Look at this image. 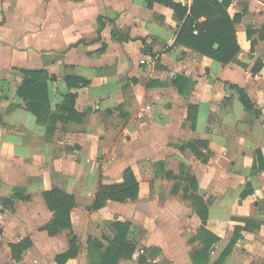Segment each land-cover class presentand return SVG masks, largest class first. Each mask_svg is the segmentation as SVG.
I'll return each mask as SVG.
<instances>
[{
	"label": "crops",
	"instance_id": "crops-1",
	"mask_svg": "<svg viewBox=\"0 0 264 264\" xmlns=\"http://www.w3.org/2000/svg\"><path fill=\"white\" fill-rule=\"evenodd\" d=\"M227 12L240 17V51L223 65L176 44L182 22L158 2L0 0V264H57L72 237L78 254L65 264H88V240L105 245L115 219L130 223L138 245L136 257L118 264H139L138 256L194 264L208 236L191 201L181 189L173 193L185 176L209 201L203 228L218 239L198 264H216L236 231L222 264H264V0H231ZM31 72H44L27 77L47 86L48 113L63 119L49 135L17 95ZM70 95L79 123L64 110ZM189 142L206 143L199 152L207 161ZM144 162L162 163L174 179L143 182ZM127 168L140 184L138 199L90 210L100 186L121 183ZM54 173L65 176L76 206L71 230L49 236L42 228L52 212L42 194ZM16 191L28 199H14ZM25 239L30 247L13 255L11 246ZM149 248L160 253L151 258Z\"/></svg>",
	"mask_w": 264,
	"mask_h": 264
},
{
	"label": "trees",
	"instance_id": "trees-1",
	"mask_svg": "<svg viewBox=\"0 0 264 264\" xmlns=\"http://www.w3.org/2000/svg\"><path fill=\"white\" fill-rule=\"evenodd\" d=\"M158 2L166 7H169L174 12V17L178 22H182L179 32L176 36L175 43L186 46L202 56L210 58L223 65L234 61L240 51V47L236 37L235 25L239 22L240 17L234 16L231 18L227 12V8L231 0H193L188 7L181 3H174L171 0H149ZM203 18L202 22L199 20ZM196 32V34H194ZM249 35V34H248ZM217 46L215 49L214 46ZM38 76L44 72L25 73L26 78L22 81L17 89V95L26 101V108L36 118L38 123L47 127L48 135L54 131V126L57 121L63 120L60 117L51 116L48 113L46 105L48 103L47 86L44 83L36 82L33 78H28L27 75ZM68 86L78 88L86 86V81L78 79H66ZM240 101L247 112L253 113V105L244 94L238 90ZM74 95L68 96V106H64V110L68 111V117L71 120L79 123L82 116L76 114L70 106H72ZM186 148L190 149L199 157H203L202 161H207L199 151L200 148L206 147L204 142H189L185 144ZM202 155V156H201ZM140 175L143 182L151 183L156 179H174L171 173L165 172L162 163L152 164L144 162L139 166ZM65 176L58 173L53 175L52 189L42 194V198L52 212V219L44 225L42 231L49 236H55L62 230H71L70 213L76 206L74 196L66 193ZM185 183L182 185L178 182L173 193H177L180 189L183 192V197L191 201L193 212L200 219L202 227L200 234L204 233L208 236L202 241V248L194 254V264H198L197 260L204 259L207 261V251L210 245L217 242L218 239L205 231L203 225L207 217V206L209 201H204L197 194V182L193 176H185ZM140 184L134 175V172L127 168L122 176V182L110 185H101L90 210L97 211L106 206L107 202L127 203L138 199ZM16 191L14 199L27 200L28 198ZM21 192V191H20ZM3 204L8 207H13L11 199L4 200ZM246 228L252 224L249 221L244 222ZM111 226L115 231V235L111 238H105L106 244H102L95 239L88 240L87 257L88 264H118L122 260H132L137 256V242L130 236V223L115 219L111 222ZM1 234V231H0ZM238 232L234 234L228 246L220 255L216 264L222 262L230 255L234 244L237 242ZM30 247L28 239L12 245V254L16 255L21 251ZM150 257L154 258L160 253L157 248H149ZM78 254V245L76 237H72L69 242L67 252L56 257L57 264H65L68 260L74 259ZM139 264H149L144 256H138Z\"/></svg>",
	"mask_w": 264,
	"mask_h": 264
},
{
	"label": "water",
	"instance_id": "water-1",
	"mask_svg": "<svg viewBox=\"0 0 264 264\" xmlns=\"http://www.w3.org/2000/svg\"><path fill=\"white\" fill-rule=\"evenodd\" d=\"M220 1H221V0H220ZM214 48L216 49V48H217V46L215 45V46H214Z\"/></svg>",
	"mask_w": 264,
	"mask_h": 264
},
{
	"label": "built area",
	"instance_id": "built-area-1",
	"mask_svg": "<svg viewBox=\"0 0 264 264\" xmlns=\"http://www.w3.org/2000/svg\"><path fill=\"white\" fill-rule=\"evenodd\" d=\"M194 34H196V32H194Z\"/></svg>",
	"mask_w": 264,
	"mask_h": 264
}]
</instances>
